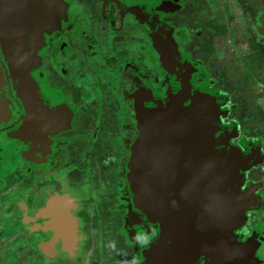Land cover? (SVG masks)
I'll list each match as a JSON object with an SVG mask.
<instances>
[{"label":"flooded vegetation","instance_id":"af4514ba","mask_svg":"<svg viewBox=\"0 0 264 264\" xmlns=\"http://www.w3.org/2000/svg\"><path fill=\"white\" fill-rule=\"evenodd\" d=\"M55 1L59 25L44 34L33 71L38 90L54 96L63 118L53 130L40 120L28 123V109L0 45V194L9 183L2 207L14 203L19 209L28 240L29 231L38 232L23 250L24 262L64 264L65 258L90 264L93 257L95 264H133L157 235L156 225L144 222L141 213L136 216L124 165L135 135L129 93H142L140 84L152 95H163L177 84L178 73H168L151 42L153 35L166 33L196 88L224 98L220 121L234 129L230 142L253 156L241 186L251 205L233 232L240 252L253 251L264 264V105L259 100L264 93H252L239 81L255 76L250 61L257 72L264 70L263 0ZM242 33L247 51L240 50L245 48ZM73 62L81 66L72 70ZM88 82L92 93L84 87ZM59 194L75 205L70 212L80 238L73 254L57 243L49 259L39 245L52 233L37 227L49 218L35 216Z\"/></svg>","mask_w":264,"mask_h":264},{"label":"water","instance_id":"95a60500","mask_svg":"<svg viewBox=\"0 0 264 264\" xmlns=\"http://www.w3.org/2000/svg\"><path fill=\"white\" fill-rule=\"evenodd\" d=\"M60 17L55 0H0V45L14 88L28 109V123L40 120L51 130L62 116L54 96L38 90L33 71L44 34L58 27ZM151 42L168 73L178 74L176 87L163 95L138 84L142 93L128 96L135 135L124 177L136 216L157 227L133 264H262L253 251L240 252L233 232L251 205L241 186L253 156L230 142L234 129L220 121L224 98L196 88L167 34L153 35ZM73 207L67 194H59L37 211L35 220L49 218L37 227L52 233L39 245L45 257L54 258L57 243L73 254L80 238Z\"/></svg>","mask_w":264,"mask_h":264},{"label":"rangeland","instance_id":"374dc122","mask_svg":"<svg viewBox=\"0 0 264 264\" xmlns=\"http://www.w3.org/2000/svg\"><path fill=\"white\" fill-rule=\"evenodd\" d=\"M86 23L89 25L92 24L90 20H88ZM243 34L244 33H242V38H243L242 46H245V48L243 49L242 47H240V50L247 51L249 49L245 43V37ZM125 35H127V33H125ZM130 41H132V40H130ZM258 58H259V56H258ZM250 63H251L250 64L251 69L254 70V72H255L254 73L255 76L254 77L249 76L248 79H245V80L240 77V79H241V80H239L240 84L245 85L244 87L246 88V90H251L250 92H252V93H259L260 91H262L261 93H264V70L257 72L258 68L256 66H254V64H253L254 61L253 62L250 61ZM70 64H71L72 70H76L77 67L81 66L80 64H77L75 62L70 63ZM157 72H158V69H157ZM244 73H245V69H242L240 72V76H244ZM52 78L55 79V77H52ZM60 79H62V78L60 77ZM85 81L86 80H84V82ZM54 82H55V80H54ZM88 83L84 84V87L86 88V90L88 92L90 91L92 93L91 88H90V83L89 84ZM259 100L262 101L263 105H264V97L259 98ZM0 155H2V153H0ZM13 182L14 181L12 179V183ZM12 183H11V185H12ZM0 185H1V181H0ZM8 185H9V183H7L6 188L2 190L4 193L2 192L1 193L2 195L0 194V264H26L24 262L25 259L22 256V254L25 253V251H26L25 249H26V247H28L27 242H29L30 239L32 241L38 239V237L36 236L38 234V232L33 233V231H29L30 236H29V240H28V238L25 234V231H24V224L21 222L22 220L19 221L17 218V217H19V214H20L19 209H16V207L14 206V203L11 206L9 204H5V206L2 207V205H3L2 203H5L3 201V199L6 196L5 194L7 192H9V189L7 190ZM3 186L4 185H1V187H3ZM18 207H20V203H18ZM14 218H16V220H14ZM23 250H25V251H23ZM49 259H51V258H49ZM61 260H62V263H64V264H72L71 262H69L70 261L69 259L62 258ZM88 261L90 264H95V258H93V257H92V259H89Z\"/></svg>","mask_w":264,"mask_h":264}]
</instances>
